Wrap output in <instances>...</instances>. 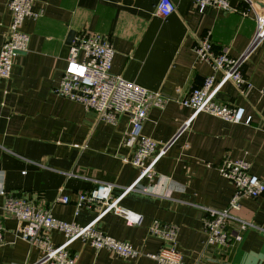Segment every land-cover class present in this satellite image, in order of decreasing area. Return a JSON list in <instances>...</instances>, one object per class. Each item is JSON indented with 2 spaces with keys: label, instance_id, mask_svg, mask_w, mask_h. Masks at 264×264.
Returning <instances> with one entry per match:
<instances>
[{
  "label": "crops",
  "instance_id": "1",
  "mask_svg": "<svg viewBox=\"0 0 264 264\" xmlns=\"http://www.w3.org/2000/svg\"><path fill=\"white\" fill-rule=\"evenodd\" d=\"M160 0H36L23 30L30 35L28 50L15 59L11 79L0 85V191L22 194L55 218L86 226L99 217L95 208L78 215L73 201L97 182L113 184L121 200L120 212H110L97 227L144 253H157L162 241L149 234L154 220L178 228L179 248L186 264H262L264 262V195L244 200L236 214L252 226L242 232L227 222L229 234L243 235L230 248L205 245L204 209L226 210L235 187L219 172L225 158L250 163L251 173L264 179V42L243 66L253 87L241 93L224 81L222 73L195 53L198 41L210 35L218 51L240 57L256 32V19L243 0H230L233 11L209 8L201 14L194 0H173L176 11L167 19L158 16ZM259 1V0H258ZM10 0H0V52L12 21ZM99 33L115 49L112 73L151 91H160L168 103L152 109L144 134L159 143L156 155L172 143L156 164L157 176L149 185L152 194L124 190L136 183L139 170L124 159L131 150L122 146L130 115L117 125L100 121L82 104L58 96L67 66L68 36ZM75 37V38H76ZM75 40V39H74ZM74 42V41H73ZM216 76L217 100L243 107L251 124H236L211 114L194 113L180 101L192 88ZM192 119L191 127L182 132ZM68 196L71 203L58 202ZM4 197L0 195V207ZM7 245L0 247V264H37L40 250L18 237V221L0 210ZM54 245L65 238L53 232ZM78 264H158L147 257L125 260L81 240L70 243Z\"/></svg>",
  "mask_w": 264,
  "mask_h": 264
},
{
  "label": "built area",
  "instance_id": "2",
  "mask_svg": "<svg viewBox=\"0 0 264 264\" xmlns=\"http://www.w3.org/2000/svg\"><path fill=\"white\" fill-rule=\"evenodd\" d=\"M35 1L10 0L8 7L12 13V21L0 52V85L11 79L16 57L28 50L30 35L23 30V26L27 19L39 16L33 13ZM243 2L248 6L243 16H247L249 11L255 15L256 32L240 57H231L227 49L218 51L210 35L201 38L195 46V53L199 58L209 63L214 73H222L224 81L232 82L241 93L253 87L243 73V66L252 52L264 42V0ZM194 4L201 14L209 8L225 12L234 10L230 0H194ZM175 11L173 0H160L156 13L167 19ZM115 53L110 39L105 35L86 32L76 37L55 93L82 104L88 111L95 112L100 121L111 125H117L122 116L130 115L131 127L123 137L122 146L131 150V156L125 157L124 161L138 169L140 174L136 183L124 190V194L130 191L152 194L150 186L141 184V181H154L157 176L156 164L167 154L172 143L164 145L156 155L159 143L144 134V125L150 111L163 110L168 99L160 91H151L122 76L114 75L112 66ZM216 90V76L212 75L201 87L192 88L180 103L192 109L195 114L204 112L231 123L250 125L252 118L246 117L245 108L218 101ZM191 122L192 119L184 124L179 135L191 127ZM218 169L224 178L233 183L235 191L226 210L204 209L203 223L205 245L225 249L230 248L233 242L240 243L243 240L242 234L234 237L229 234L228 221L238 222L242 232L252 226L236 214L241 211L244 200H256L264 195V179L253 175L250 163L244 160L225 158ZM114 187L111 183L97 182L92 190L80 193L73 201L76 215L84 207L99 211L98 219L86 226L59 220L54 217L50 208L41 209L33 199L22 194H9L4 190L0 191V195L4 197L0 210L18 221V237L31 248L41 251L43 256L37 264H78L79 255L69 249L70 243L75 240L88 243L97 251L106 249L125 260L147 257L158 264H186L184 254L179 248L178 228L174 225L160 220H154L150 225L149 234L162 241L157 253H144L128 242L107 235L97 227V221L103 215L120 212L119 202L122 196H113ZM57 201L71 203L68 196L60 197ZM3 218L0 216V247L8 244ZM53 232L63 235V244L54 245L51 239Z\"/></svg>",
  "mask_w": 264,
  "mask_h": 264
},
{
  "label": "water",
  "instance_id": "3",
  "mask_svg": "<svg viewBox=\"0 0 264 264\" xmlns=\"http://www.w3.org/2000/svg\"><path fill=\"white\" fill-rule=\"evenodd\" d=\"M77 33L76 32H70L69 33V36H68V44L72 45L73 44V41L76 37Z\"/></svg>",
  "mask_w": 264,
  "mask_h": 264
}]
</instances>
